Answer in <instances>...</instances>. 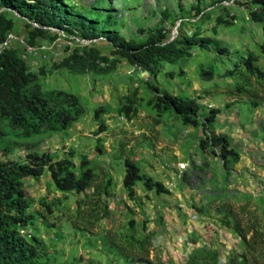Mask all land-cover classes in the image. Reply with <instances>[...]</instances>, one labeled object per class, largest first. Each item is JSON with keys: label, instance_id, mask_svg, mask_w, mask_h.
I'll return each instance as SVG.
<instances>
[{"label": "rangeland", "instance_id": "374dc122", "mask_svg": "<svg viewBox=\"0 0 264 264\" xmlns=\"http://www.w3.org/2000/svg\"><path fill=\"white\" fill-rule=\"evenodd\" d=\"M57 1L69 27L64 30L31 26L0 6L11 24L7 45L38 75L41 90L72 94L85 109L65 130L0 140V161L49 154L69 161L79 177L87 159L93 174L80 193L57 190L47 169L22 180L31 220L20 233L43 249L39 262L201 264L208 252L220 263L240 260L237 229L254 227L264 237V79L241 66L254 54L253 65L261 59L257 67L264 73V24L250 20L255 6L245 0ZM75 25L91 28L92 39L70 32L79 29ZM158 32L163 43L185 51L154 74L137 72L110 43L117 37L144 44ZM193 35L203 46H187L185 38ZM88 49L107 60L97 64L110 67L108 74L53 67ZM209 70L213 77L204 81ZM155 89L195 100L198 123L209 110L218 113L204 133L200 124H183L170 110L157 109ZM209 135L225 137L238 161L225 168L217 147H201ZM125 159L162 192L141 181L129 196L122 185Z\"/></svg>", "mask_w": 264, "mask_h": 264}, {"label": "trees", "instance_id": "16d2710c", "mask_svg": "<svg viewBox=\"0 0 264 264\" xmlns=\"http://www.w3.org/2000/svg\"><path fill=\"white\" fill-rule=\"evenodd\" d=\"M245 2L255 6V9L250 12V20L253 23L264 24V0H245ZM0 6L13 9L31 26L60 30L69 28L65 24V16L56 12L60 6L57 0H0ZM10 28V22L0 15V44L6 40ZM75 28L79 29H70V32L80 31L83 33V39H92L91 37L94 36L89 27L76 26ZM262 32L264 35V25ZM155 38L150 37L144 44H134L113 37L110 43L115 54L124 58L137 72L154 74L161 63L170 64L185 51V48H177L173 43H163L161 32H158ZM185 43L187 46L201 47L205 42L196 40L193 35L185 38ZM262 50L264 51V47ZM257 58V55L249 53L241 66L249 76L264 79V73L257 67L258 65H253L258 61ZM99 61L107 62L95 49H88L83 55L75 54L53 67L90 70L99 75L108 74L111 71L110 67H99L97 64ZM212 77V70L202 74L204 81H210ZM37 80L38 75L29 71L16 51L9 48L0 52V140L6 137L29 138L48 132H59L85 114V109L77 97L64 91H42ZM155 93L157 109L170 110L180 118L183 124L193 126L200 124L204 133L206 124L212 122L218 113V110L211 109L204 121L198 123L199 107L195 100L161 94L157 89ZM129 110L126 108L124 112L128 114ZM100 112L95 110L94 116L98 117ZM207 144L219 149L218 157L225 168L230 162L238 161V154L230 148L225 137L209 135L205 141H200L201 147ZM70 166L69 161H53L49 154L44 153L28 154L22 161H0V264H43L39 262L43 249L36 240L32 238L28 240L20 233L31 220L27 214L29 203L25 197L22 180L27 177L41 176L47 169L55 188L59 191L80 193L90 187L93 174L88 168L87 159L80 162L79 177L72 172ZM124 167L125 175L122 185L129 196L133 195L134 184L141 181L147 190L162 192L161 184L152 183L149 178L143 179L139 175L138 166L130 159L124 160ZM237 230L244 246L240 260L231 258L225 263H220L213 253L208 252L204 255L201 264H264L263 234L254 227L246 231ZM248 234H250L249 237H247ZM186 264L197 263L187 262Z\"/></svg>", "mask_w": 264, "mask_h": 264}, {"label": "built area", "instance_id": "2783aa9c", "mask_svg": "<svg viewBox=\"0 0 264 264\" xmlns=\"http://www.w3.org/2000/svg\"><path fill=\"white\" fill-rule=\"evenodd\" d=\"M7 38L6 40L0 44V52L3 50V49H9L8 45H7Z\"/></svg>", "mask_w": 264, "mask_h": 264}, {"label": "crops", "instance_id": "0c3cea01", "mask_svg": "<svg viewBox=\"0 0 264 264\" xmlns=\"http://www.w3.org/2000/svg\"><path fill=\"white\" fill-rule=\"evenodd\" d=\"M260 62H261V59H260L259 62L257 63L259 66H260Z\"/></svg>", "mask_w": 264, "mask_h": 264}]
</instances>
